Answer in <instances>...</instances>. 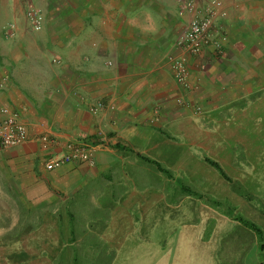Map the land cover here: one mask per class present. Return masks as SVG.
<instances>
[{"label":"crops","instance_id":"obj_1","mask_svg":"<svg viewBox=\"0 0 264 264\" xmlns=\"http://www.w3.org/2000/svg\"><path fill=\"white\" fill-rule=\"evenodd\" d=\"M181 2L0 0V121L9 109L30 138L0 152V264H114L129 243L143 246L131 264H261L236 218L264 233V213L236 185L243 153L255 175L264 156L251 153L264 141V0H224L227 41L198 56L175 47L193 17ZM42 135L57 144L43 150ZM78 142L91 162L46 169Z\"/></svg>","mask_w":264,"mask_h":264},{"label":"built area","instance_id":"obj_2","mask_svg":"<svg viewBox=\"0 0 264 264\" xmlns=\"http://www.w3.org/2000/svg\"><path fill=\"white\" fill-rule=\"evenodd\" d=\"M204 5L199 7L196 0H183L180 6V15L192 14L185 30L179 34L175 41V47L182 53L192 56L200 55L210 45H221L227 41V36L216 23L219 19L226 17L224 0H204ZM27 18L35 30L42 27V16L38 10L30 8L27 10ZM174 70V76L182 86L188 81V66L186 59L179 55L170 57ZM102 104L93 109L97 112ZM4 119L0 121V152L11 148L20 147L29 142V133L26 125L17 114L9 109L1 110ZM43 150H50L57 141L49 135H42L37 138ZM68 153L55 155L46 163V169L52 171L64 165L74 162H91L93 149L87 142L71 143L67 146Z\"/></svg>","mask_w":264,"mask_h":264},{"label":"rangeland","instance_id":"obj_3","mask_svg":"<svg viewBox=\"0 0 264 264\" xmlns=\"http://www.w3.org/2000/svg\"><path fill=\"white\" fill-rule=\"evenodd\" d=\"M33 9L37 10L36 8H33ZM259 123H261V119H260ZM257 130H258L257 134H261V131H260L261 128L259 129L257 127ZM253 143H255V142H253ZM262 144H264V141L259 142L257 145L253 146V148L251 149V153L254 154L255 151L257 150V148L259 150V148L262 146ZM242 152H243V149H242ZM246 152H247V150H246ZM245 155H246L245 153H243V155H242V168L244 169V172H245L243 175V178H244L245 183L243 184L240 182L236 186L238 188L240 187L242 189L241 191H239V194L248 200V202L250 203L252 208H254V211L256 213H258L259 215H262L264 213V205H263V197H262L264 190L261 186V178H258V176L263 178V175H264V156L259 160V167H258V169H256L258 171V173L255 175V174L250 172L252 164L249 165L248 162H245L243 160L244 157H246ZM248 160L251 162V160L255 161L258 159L256 156L255 157L253 156V157H250ZM252 169H254V168L252 167ZM250 174H251V177L247 178ZM262 190H263V192L261 193ZM248 210H249V207L246 209V211L248 212ZM254 211L251 213V215L254 213ZM241 214L245 218L249 219V222L254 221V222L258 223L262 220L261 218H255L253 216L250 218L245 214V212L240 213V216L242 217ZM95 227H97V226H95ZM97 228H99V227H97ZM154 230H155V232H153V234L158 233L159 229L157 230V228H155ZM78 232H81V229L78 230ZM140 235L141 236L143 235L142 231L140 232ZM134 245L135 244H131V243L127 244L125 249L119 253L118 258L115 259L114 264H131V254H134L135 251L136 252H142L143 251V246H141V244L137 245L136 247H134ZM149 247H151V246H149ZM144 251H145V249H144ZM131 252H133V253H131ZM260 263L261 264L264 263V254L261 256Z\"/></svg>","mask_w":264,"mask_h":264},{"label":"trees","instance_id":"obj_4","mask_svg":"<svg viewBox=\"0 0 264 264\" xmlns=\"http://www.w3.org/2000/svg\"><path fill=\"white\" fill-rule=\"evenodd\" d=\"M236 219H238L241 223H243L245 226L249 227L256 233L258 240L261 243V250H264V233L252 222H249L242 217H237ZM73 262L74 264H76L77 260H73Z\"/></svg>","mask_w":264,"mask_h":264},{"label":"clouds","instance_id":"obj_5","mask_svg":"<svg viewBox=\"0 0 264 264\" xmlns=\"http://www.w3.org/2000/svg\"><path fill=\"white\" fill-rule=\"evenodd\" d=\"M240 217V216H239ZM243 218V217H242ZM245 220H247L246 218H244ZM247 221H249V220H247Z\"/></svg>","mask_w":264,"mask_h":264}]
</instances>
